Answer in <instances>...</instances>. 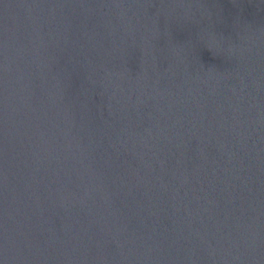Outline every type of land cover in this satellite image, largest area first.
<instances>
[{
	"label": "water",
	"instance_id": "obj_1",
	"mask_svg": "<svg viewBox=\"0 0 264 264\" xmlns=\"http://www.w3.org/2000/svg\"><path fill=\"white\" fill-rule=\"evenodd\" d=\"M0 264H264V0H0Z\"/></svg>",
	"mask_w": 264,
	"mask_h": 264
}]
</instances>
